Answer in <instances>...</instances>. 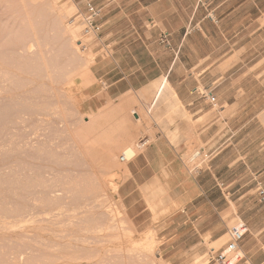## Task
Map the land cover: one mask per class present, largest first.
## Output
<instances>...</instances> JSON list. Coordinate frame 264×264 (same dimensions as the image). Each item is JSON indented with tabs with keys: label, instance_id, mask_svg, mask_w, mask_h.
<instances>
[{
	"label": "rangeland",
	"instance_id": "rangeland-1",
	"mask_svg": "<svg viewBox=\"0 0 264 264\" xmlns=\"http://www.w3.org/2000/svg\"><path fill=\"white\" fill-rule=\"evenodd\" d=\"M101 1L96 0L98 6ZM83 5L80 0H0V264H201L207 259L215 264L212 245L221 248L241 219L235 204L220 203L225 228L212 237L206 228L218 222V214L203 215L212 221L201 223L195 211L196 216L186 223L187 215L175 211L179 209L176 190L168 181L140 184L135 198L124 199L120 185L129 176V163L119 157L131 142V147L136 145L138 137L121 148L125 124L120 125V101L99 111L100 116L112 108L119 113L102 124L100 118L97 121L99 113L86 114L79 108L77 98L91 84V68L99 58L121 57L115 53L121 49V16L110 39L104 33L89 36L84 32ZM64 6L69 11L61 13ZM197 8L210 14L214 1L197 0ZM247 8L243 6L239 15H245ZM251 13L258 17L253 27H263L264 11L254 8ZM71 23L81 25L79 37L82 44L86 41L87 50L74 45L67 31ZM245 24L239 22L238 38L215 35L207 49L217 44L226 50L231 45H264V29L257 37H246ZM89 49L93 63L88 77L84 64ZM241 52L214 55L222 60L223 73L235 63H247L245 58L252 55ZM184 56L191 60L195 55ZM261 56L254 55L249 64ZM263 73L258 71L259 76ZM173 92L171 88L156 107L150 101L138 110L131 108L129 114L134 118L136 111L148 126L156 123L167 133L183 117ZM220 108L219 102L218 108L210 104L193 125L206 126ZM185 117L192 122V117ZM100 131L112 133L106 137L109 142L104 137L98 140ZM172 137L173 143H181L180 134ZM219 137L214 134L205 143L189 146L182 161L191 174L192 153L201 147L211 152L212 158L203 163L207 168L230 139L226 136L219 143ZM163 170L162 177L167 179V168ZM255 182L257 188L264 187L262 179ZM222 234H227L224 243ZM147 237L148 242L154 239L153 254L149 245L146 248ZM239 264L252 263L244 257Z\"/></svg>",
	"mask_w": 264,
	"mask_h": 264
},
{
	"label": "crops",
	"instance_id": "crops-1",
	"mask_svg": "<svg viewBox=\"0 0 264 264\" xmlns=\"http://www.w3.org/2000/svg\"><path fill=\"white\" fill-rule=\"evenodd\" d=\"M102 1V13L97 19L102 26L100 35L104 33L110 39L116 30L112 27L121 16V49L115 51L121 57L99 58L91 68V84L77 98L79 108L86 114H98L111 102H121V124H125L121 148L137 137V143L148 141L129 162V176L120 185L124 199L135 198L140 184L168 181L176 190L179 209L175 211L187 215L186 223L196 216L195 211L199 219L209 212L213 218L218 214V222L206 228L212 237L225 228L219 216L220 203L224 201L228 207L235 204L237 214L250 228V234L241 243L245 259L252 264H264V201L259 194L264 187L257 188L255 182H264V73L258 74L259 70L264 72V45H231L226 50L217 44L207 49L215 35L238 38L239 22L246 23L244 36L257 37L264 26L253 27L258 17L251 11L257 8L262 13L264 8L260 6L264 0H213L214 10L210 14L197 8V0ZM93 2L98 6L96 0ZM243 6L249 8L245 15H239ZM118 8L121 13L114 16ZM239 51L252 56L245 58L246 64L235 63L223 73V62L214 55ZM185 54L195 56L187 60ZM257 54L261 58L249 64L248 60H254ZM257 64L259 67L252 71ZM163 76L181 102L183 116L169 126L167 133L156 123L148 126L138 112L134 118L129 114L131 108L138 110L153 102V82ZM209 91L221 104L219 114L206 126L195 127L193 122L210 106ZM161 113L158 110L157 115ZM186 115L192 117V122ZM175 134L182 136L178 145L172 141ZM214 134L220 135L219 143L226 136L230 139L207 168L203 166L198 173L191 174L182 161L188 150L186 144L205 143ZM163 168H167V179L162 177ZM208 221L212 220H200Z\"/></svg>",
	"mask_w": 264,
	"mask_h": 264
},
{
	"label": "built area",
	"instance_id": "built-area-1",
	"mask_svg": "<svg viewBox=\"0 0 264 264\" xmlns=\"http://www.w3.org/2000/svg\"><path fill=\"white\" fill-rule=\"evenodd\" d=\"M84 4L86 11L84 13L83 22L85 25L84 32L86 35H96L100 37L102 26L98 23L97 19L102 13V9L96 6L93 0H81ZM80 44H82L80 42ZM85 47V46H84ZM210 104L213 108H218V101L216 95L212 91L207 93ZM133 114L136 115L137 113ZM147 140L136 143L134 147L125 148L119 159L123 163H129L135 156V149L138 151L147 144ZM212 153L207 151L205 147L195 150L189 158V163L192 166L193 173H198L203 168V163L212 158ZM261 201H264V189H259ZM250 234L248 224L239 220L236 222L229 232V240L218 250H214L211 255V260L215 264H239L243 260L241 256V243L247 235Z\"/></svg>",
	"mask_w": 264,
	"mask_h": 264
},
{
	"label": "bare ground",
	"instance_id": "bare-ground-1",
	"mask_svg": "<svg viewBox=\"0 0 264 264\" xmlns=\"http://www.w3.org/2000/svg\"><path fill=\"white\" fill-rule=\"evenodd\" d=\"M54 1V0H53ZM54 5V4H53ZM69 9V6H64L61 10H60V12L61 13H65V12H67V11H69L68 10ZM67 31L69 32V34L72 36V39H73V43H74V45H76L77 47H79V48H82V47H84L85 46V42L86 41H84V45L83 44H80V42L81 41H83V39L81 38V37H79L80 36V33H81V25H79V23H71V24H69V27H67ZM82 43V42H81ZM83 45V46H82ZM92 47V46H91ZM90 47V48H91ZM84 48H86L85 50H87V48L88 47H84ZM92 49V48H91ZM86 56H85V64H84V66H85V71H86V75L85 76H87L88 75V77H89V71H90V67H91V65H92V63H93V56H92V50H90L89 49V51L85 54ZM84 76V77H85ZM153 83H155V86L153 85ZM152 83V86H154L155 87V89H156V93H155V97H154V100H153V104H152V106L154 107H156V105L159 103V102H161V101H163V100H165V95H166V93L167 92H169V91H171V88H170V84H169V82H168V80L166 79V77H161L157 82H153ZM213 88V87H212ZM154 89V90H155ZM211 90V89H210ZM146 91V90H145ZM174 93V92H173ZM150 95V94H149ZM173 95V94H172ZM174 97H175V100H176V102L179 104H181V102L178 100V98L176 97V94H174ZM151 105V104H150ZM150 108V107H149ZM148 108V109H149ZM136 110V109H135ZM111 111V110H110ZM113 111V112H112ZM112 111L111 112H109V111H107L108 112V114H103L102 116H100V113H99V116H98V118L97 117H95V118H97V121L99 120V118H100V120L99 121H101L102 122V124H104V121H108V120H111L112 118H115L116 116L115 115H117L118 116V114L119 113H116V114H114V109L112 108ZM106 112V113H107ZM134 113H136V112H134ZM139 115V114H138ZM109 116H111V118L109 117ZM115 116V117H114ZM141 117V116H140ZM101 118H102V120H101ZM139 118V117H138ZM141 119V118H140ZM140 119H137V120H139L140 121ZM104 120V121H103ZM117 120V122L118 121H120L118 118L116 119ZM114 121V120H113ZM94 122H96V121H94ZM100 123V122H99ZM99 123H97V125L99 124ZM101 123L99 124V125H102ZM117 124H119V123H116V125ZM120 125H123V124H121L120 123ZM119 125V126H120ZM119 126H117V128L119 127ZM99 127V126H98ZM114 129H116V128H114ZM111 131V130H110ZM109 133V132H108ZM108 133H103V131H102V133H101V131L99 132V134H98V136H99V141L103 138V139H106L107 140V138L106 137H108V135L109 134H112L111 132L108 134ZM97 136V137H98ZM109 139V138H108ZM110 140V139H109ZM102 141V140H101ZM105 141V140H104ZM108 141V140H107ZM109 142V141H108ZM131 142V141H130ZM190 142V141H189ZM131 145H132V142L130 143ZM186 144V143H185ZM190 144V143H189ZM131 145H129L128 147H131ZM187 145V149H188V144H186ZM133 146V145H132ZM191 146V145H190ZM125 148H127V147H125ZM202 148V147H201ZM123 150H124V148H123ZM122 150V151H123ZM137 151V150H136ZM135 151V153H137ZM187 151V150H186ZM138 154V153H137ZM121 155V154H120ZM137 156V155H136ZM126 164V163H125ZM239 220H241V219H239ZM227 234H222V236L220 235V240H221V242L222 243H224L225 242V240L227 239V236H226ZM150 237V236H149ZM149 237H147L146 239H147V244H146V248L148 249L149 248V246H150V248H149V251H151V253L153 254V247H155V246H153V242H154V239L152 240V241H149L148 242V240H150V238ZM149 238V239H148ZM217 241V240H216ZM221 242H219L220 244H221ZM215 245H216V243H214ZM147 245H149L148 247H147ZM155 245V244H154ZM151 246H153V247H151ZM213 247H211V252H213L214 250H217V248L216 247H218V246H220L219 244H218V246L216 245V246H214V245H212ZM216 248V249H215ZM149 251H147L146 250V252H149ZM240 254H241V256H243V258L245 257V255H246V253H245V251H243V249H241V252H240ZM201 260V259H200ZM200 260H198V261H200ZM210 262V259H207V260H205L203 263H201V264H208Z\"/></svg>",
	"mask_w": 264,
	"mask_h": 264
}]
</instances>
